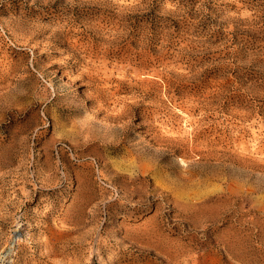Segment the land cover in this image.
Masks as SVG:
<instances>
[{
  "label": "rangeland",
  "instance_id": "obj_1",
  "mask_svg": "<svg viewBox=\"0 0 264 264\" xmlns=\"http://www.w3.org/2000/svg\"><path fill=\"white\" fill-rule=\"evenodd\" d=\"M57 262L264 264V0H0V264Z\"/></svg>",
  "mask_w": 264,
  "mask_h": 264
},
{
  "label": "bare ground",
  "instance_id": "obj_2",
  "mask_svg": "<svg viewBox=\"0 0 264 264\" xmlns=\"http://www.w3.org/2000/svg\"><path fill=\"white\" fill-rule=\"evenodd\" d=\"M85 2V1H84ZM122 6V5H121ZM114 7V6H113ZM118 7V6H117ZM107 8V7H106ZM121 8V7H120ZM119 8V9H120ZM103 10V9H102ZM118 11V10H117ZM124 14V13H123ZM125 15V14H124ZM128 16V15H127ZM104 17V16H103ZM122 17V16H121ZM109 18V17H108ZM98 19H100V18H98ZM107 19V18H106ZM113 20V19H112ZM125 20H126V18H125ZM110 23V22H109ZM127 23V22H126ZM103 24V23H102ZM99 25V24H98ZM128 25V24H127ZM98 27V26H97ZM103 27V26H102ZM119 27V26H118ZM95 28V27H94ZM111 28V27H110ZM109 28V29H110ZM129 28V27H128ZM97 29V28H96ZM116 29H117V27H116ZM77 30V29H76ZM98 30V29H97ZM94 31V30H93ZM69 32V31H68ZM105 32V31H104ZM120 33V32H119ZM127 33V32H126ZM118 34V33H117ZM122 34V33H121ZM110 35H111V33H110ZM97 36H99V34L97 35ZM100 36H102V35H100ZM113 36V35H112ZM116 36V35H115ZM122 36V35H121ZM70 39V38H69ZM108 39V38H107ZM111 39V38H110ZM113 41V40H112ZM117 41H119V40H117ZM64 42V41H63ZM70 42V41H69ZM99 42V41H98ZM105 42V41H104ZM81 43V42H80ZM114 43V42H113ZM112 43V44H113ZM75 44V43H74ZM142 44V43H141ZM111 45V44H110ZM145 46V45H144ZM160 46V45H159ZM107 47V46H106ZM70 48H72V49H74L75 47L73 46V45H71V47ZM104 48V47H103ZM110 48H111V46H110ZM80 49V48H79ZM77 50V49H76ZM83 50H84V48H83ZM106 52V51H105ZM73 55V54H72ZM167 56V55H166ZM180 56H181V54H180ZM179 56V57H180ZM104 58V57H103ZM102 58V59H103ZM175 58V57H174ZM173 59V58H172ZM76 60V59H75ZM100 60V59H99ZM178 60V59H177ZM77 62V61H76ZM108 62V61H107ZM93 64V63H92ZM95 65V64H94ZM101 65V64H100ZM84 66V65H83ZM105 67V66H104ZM101 68V67H100ZM134 68V67H133ZM136 68V67H135ZM91 67H88V69H87V71L86 70H83V72L80 74V75H82V76H84L83 74H86V73H90L91 72ZM169 69V68H168ZM96 70V69H95ZM117 70V69H116ZM119 70V69H118ZM177 70V69H176ZM137 71V70H136ZM178 71V70H177ZM158 72V71H157ZM182 72V71H181ZM79 73V72H78ZM93 73V72H92ZM123 73V72H122ZM91 74V73H90ZM113 74H114V72H113ZM112 74V75H113ZM143 74V73H142ZM155 74H157V73H155ZM165 74H167V73H165ZM176 74V73H175ZM87 75V74H86ZM140 75V74H139ZM144 75V74H143ZM182 75V74H181ZM91 76V75H90ZM134 76H136V75H134ZM104 77H106V76H104ZM128 77V76H127ZM158 77H160V76H158ZM92 78V77H91ZM98 78V77H97ZM108 78V77H107ZM130 78H131V76H130ZM152 78V77H151ZM64 79H65V77H64ZM81 79V78H80ZM111 79V78H110ZM122 79V78H121ZM140 79V78H139ZM146 78H144V80H145ZM79 80V79H78ZM77 80V81H78ZM101 80V79H100ZM138 80V79H137ZM142 80H143V78H142ZM75 81V80H74ZM124 81V80H123ZM152 81V80H151ZM143 82V81H142ZM147 82V81H146ZM53 83V82H52ZM75 83V82H74ZM68 84V83H67ZM130 84V83H129ZM51 85H53V84H51ZM55 85V84H54ZM109 85V84H108ZM116 85V84H115ZM144 85V84H143ZM164 85V84H163ZM105 86V85H104ZM142 86V85H141ZM107 87V86H106ZM154 87V86H153ZM55 88V87H54ZM57 88V87H56ZM156 88V87H155ZM159 88V87H158ZM115 89V88H114ZM143 90V89H142ZM149 90V89H148ZM108 92H110V91H108ZM164 92V91H163ZM113 95H115V92H111ZM101 94V93H100ZM104 94V93H103ZM112 94H111V98H113V101H114V103H115V106L114 107H109L108 108V113H107V115H106V118H105V121H106V127H107V130L111 133V134H114V133H118V134H120L121 135V137H122V139H128V140H130V138H129V133H130V131H129V121H127L126 120V118H124V117H127V115H128V111H129V103H127L126 101H124L123 99H118V96H117V98H115L114 96H112ZM99 95V94H98ZM120 96V95H119ZM122 96V95H121ZM57 97V96H56ZM125 97V96H124ZM130 97V96H129ZM111 98H110V100H111ZM120 98V97H119ZM123 98V97H122ZM128 100V99H127ZM104 99H102L101 100V105H103V104H105L104 103ZM137 101V100H136ZM129 102H130V100H129ZM132 102V101H131ZM122 103V104H121ZM132 103H134V102H132ZM110 104V103H109ZM135 104H136V102H135ZM141 104V103H140ZM165 104V103H164ZM163 104V105H164ZM98 105V104H97ZM113 105V104H112ZM121 105V106H120ZM152 105V104H151ZM153 106V105H152ZM184 106V105H183ZM190 108V107H189ZM135 109V108H134ZM182 109H183V107H182ZM192 109V108H191ZM132 110V109H131ZM194 110V109H193ZM101 111V110H100ZM195 112V111H194ZM178 113V112H177ZM173 114V113H172ZM176 115V114H175ZM152 118H154V117H152ZM172 118V117H171ZM173 120V119H172ZM171 120V121H172ZM187 121V120H186ZM132 122V121H131ZM145 122V121H144ZM168 122V121H167ZM103 123V122H102ZM148 123V122H147ZM157 123V122H156ZM155 123V124H156ZM162 123V122H161ZM160 124V123H159ZM191 124V123H190ZM197 124V123H196ZM195 124V125H196ZM133 125V124H132ZM178 125V124H177ZM156 126V125H155ZM174 126V125H173ZM186 126V125H185ZM186 128V127H185ZM188 128V127H187ZM199 128V127H198ZM146 129H148V128H146ZM159 129V128H158ZM168 129V128H167ZM184 129V128H183ZM164 130V129H163ZM200 130V129H199ZM198 130V131H199ZM133 131V130H132ZM177 131V130H176ZM165 132V131H164ZM167 132V131H166ZM165 132V133H166ZM162 133V132H161ZM164 133V134H165ZM182 133V132H181ZM172 134V133H171ZM178 134H180L179 132H178ZM186 134V133H185ZM144 135V134H143ZM169 135V134H168ZM177 135V134H176ZM175 135V136H176ZM182 135H184V134H182ZM207 135V134H206ZM107 136H109V135H107ZM116 136V135H115ZM185 136H187V135H185ZM200 136V135H199ZM178 137V136H177ZM179 137H180V135H179ZM108 138V137H107ZM107 138H106V140H107ZM110 138V137H109ZM174 138H176V137H174ZM207 138V137H206ZM119 139V138H118ZM150 139H152V138H150ZM155 141H156V144H159L162 140H163V137H162V135L158 132V133H156V134H154V138H153ZM205 139V138H204ZM165 140H167V139H165ZM190 140V139H189ZM191 140H193V139H191ZM112 141H114V140H112ZM116 141V140H115ZM127 141V140H126ZM186 141H187V139H186ZM201 141H203V140H201ZM104 142V141H103ZM167 142H169V141H167ZM193 142H195V141H193ZM147 143H149V142H147ZM178 143V142H177ZM183 143V142H182ZM190 143V142H189ZM207 143V142H206ZM209 143V142H208ZM107 144V143H106ZM153 144V143H152ZM176 144V143H175ZM179 144V143H178ZM180 144H181V142H180ZM200 144H202V142L200 143ZM192 145H194V144H192ZM198 145V144H197ZM141 146V145H140ZM158 146V145H157ZM196 146V145H195ZM154 147V146H153ZM191 147H193V146H191ZM200 147V146H199ZM207 147V146H206ZM210 147H211V145H210ZM155 148V147H154ZM158 148V147H157ZM163 148V147H162ZM180 148H181V146H180ZM187 148H188V146H187ZM186 148V149H187ZM189 148H190V146H189ZM153 149V148H152ZM164 149V148H163ZM166 149V148H165ZM171 149V148H170ZM169 149V150H170ZM196 149H197V147H196ZM199 149V148H198ZM197 149V150H198ZM201 149V148H200ZM199 149V150H200ZM207 149V148H206ZM133 150H135L136 152H139L140 153V155L141 156H148V154H147V152H148V147L147 148H145V147H139V144H134V148H133ZM133 150H131V151H129V153H132L133 152ZM155 151H156V149H154ZM188 150V149H187ZM190 150V149H189ZM202 150H204V148L202 149ZM172 151V150H171ZM194 151V150H193ZM192 151V152H193ZM201 151V150H200ZM210 151V150H209ZM128 154V153H127ZM173 154V153H172ZM184 154V153H183ZM132 155V154H131ZM130 155V156H131ZM182 156V155H181ZM151 157V156H150ZM188 157V156H187ZM191 157H192V155H191ZM200 157V156H199ZM136 158V157H135ZM141 158V157H140ZM194 158V157H193ZM139 159V158H138ZM150 159V158H149ZM185 159H187V158H185ZM137 160V159H136ZM140 161V160H139ZM138 161V162H139ZM144 161V160H143ZM183 161V160H182ZM137 162V163H138ZM145 162V161H144ZM151 162V161H150ZM190 162V161H189ZM123 163V162H122ZM147 164H149L148 162H146ZM155 163V162H154ZM191 163V162H190ZM159 164V163H158ZM164 164V163H163ZM177 164V163H176ZM193 164V163H192ZM120 165V164H119ZM128 165V164H127ZM152 165V164H151ZM157 165V164H156ZM143 166V165H142ZM158 166V165H157ZM157 166H156V168H157ZM181 166V165H180ZM187 166V165H186ZM192 165H190V164H188V167H186L187 169H186V171L187 172H190V171H192V167H191ZM114 167H116V166H114ZM144 167V166H143ZM154 167V166H153ZM167 167V166H166ZM184 167V166H183ZM125 168V167H124ZM127 168H128V166H127ZM150 168V167H149ZM159 168V167H158ZM195 168V167H194ZM193 168V169H194ZM115 169V168H114ZM123 169V168H122ZM148 169V168H147ZM184 169V168H183ZM137 170V169H136ZM141 170V169H140ZM181 170V169H180ZM123 171V170H122ZM148 171V170H147ZM150 171V170H149ZM153 171V170H152ZM157 171V170H156ZM160 171V170H159ZM105 172V171H104ZM136 172V171H135ZM123 173V172H122ZM141 173V172H140ZM149 173V172H148ZM127 174V173H126ZM132 174V173H131ZM107 175V174H106ZM106 175H104L105 177H106ZM111 175V174H110ZM124 175V174H123ZM129 175V174H128ZM183 175V174H182ZM185 175V174H184ZM191 175V174H190ZM154 177H155V175H153ZM187 176V175H186ZM127 177V176H126ZM107 178V177H106ZM134 178V177H133ZM173 178V177H172ZM130 179H131V177H130ZM52 180V179H51ZM124 180V179H123ZM134 180V179H133ZM173 181V180H172ZM127 182V181H126ZM162 182V181H161ZM166 182V181H165ZM121 183V182H120ZM125 183V182H124ZM135 183V182H134ZM143 183V182H142ZM128 184V183H127ZM130 184V183H129ZM128 184V185H129ZM170 184H172V183H170ZM111 185V184H110ZM124 185V184H123ZM157 185V184H156ZM169 186H171V185H169ZM121 187V186H120ZM123 188H124V186H122ZM129 187V186H128ZM132 187V186H131ZM127 187H125V189H126ZM24 189V188H23ZM43 189V188H42ZM131 189H133V188H131ZM157 189V188H156ZM160 189H162V187H160ZM163 189H164V186H163ZM177 189V188H176ZM167 190H169V189H167ZM110 191V190H109ZM134 191H135V189H134ZM138 191H139V189H138ZM158 191V190H157ZM171 191V190H170ZM108 192V191H107ZM125 192V191H124ZM131 192V191H130ZM140 192V191H139ZM167 192V191H166ZM143 193H145V192H143ZM132 194H135L133 191H132ZM142 194V193H141ZM166 194V193H165ZM104 195V194H103ZM122 195H124V194H122ZM121 195V196H122ZM138 196H141L140 195V193H139V195ZM3 199V198H2ZM15 199H16V197H15ZM18 200H19V198H18ZM12 201V200H11ZM17 202V201H16ZM119 202V201H118ZM132 202V201H131ZM10 203V202H9ZM178 202L176 201V205H178L177 204ZM179 203H181V202H179ZM124 204V203H123ZM182 204V203H181ZM183 205V204H182ZM181 205V206H182ZM2 206H3V204H2ZM179 206H180V204H179ZM115 207V206H114ZM186 207V206H185ZM185 207H184V209H185ZM2 208V207H1ZM5 208V207H4ZM110 208H112V207H110ZM181 208H183V207H180V209ZM194 209V208H193ZM135 210V209H134ZM182 210V209H181ZM186 210V209H185ZM188 210V209H187ZM186 210V211H187ZM191 210V209H190ZM8 211V210H7ZM116 211V210H115ZM195 211V210H194ZM131 212V211H130ZM157 212V211H156ZM202 212V211H201ZM200 212V213H201ZM205 212V211H204ZM4 213V212H3ZM6 214V213H5ZM159 214V213H158ZM7 216V215H6ZM10 216V215H9ZM117 216V215H116ZM154 216V215H153ZM153 216H152V219H153ZM134 217V216H133ZM169 217V216H168ZM194 217V216H193ZM202 217V216H201ZM154 220V219H153ZM162 220V219H161ZM183 220V219H182ZM6 221V220H5ZM20 221V220H19ZM151 221V220H150ZM159 222V221H158ZM110 223V222H109ZM148 223V222H147ZM155 223V222H154ZM169 223V222H168ZM49 224V223H48ZM204 224V223H203ZM54 225V224H53ZM163 225V224H162ZM148 226V225H147ZM155 226V225H154ZM48 227V226H47ZM112 227V226H111ZM141 227V226H140ZM64 228V227H63ZM105 228V227H104ZM107 228V227H106ZM105 228V229H106ZM150 228H152V227H150ZM155 228V227H154ZM100 229V228H99ZM141 229H143V228H141ZM2 230V229H1ZM15 230H17L16 228H15ZM155 230V229H154ZM154 230H153V232H154ZM158 230V229H157ZM19 231V230H18ZM130 231V230H129ZM145 231V230H144ZM151 231V230H150ZM17 232V231H16ZM137 232H138V230H137ZM141 232V231H140ZM149 232V231H148ZM156 232V231H155ZM158 232V231H157ZM4 233V232H3ZM107 233V232H106ZM149 233H151V232H149ZM153 234V233H152ZM3 235H5V234H3ZM28 235V234H27ZM154 235V234H153ZM152 235V236H153ZM158 235V234H157ZM152 236H151V238H152ZM21 237V236H20ZM48 237V236H47ZM136 237V236H135ZM140 237V236H139ZM139 237H138V239H139ZM164 237V236H163ZM11 238H12V236H11ZM18 238H19V236H18ZM18 238L15 240V243L16 244H18V243H20V239L18 240ZM130 238V237H129ZM143 238V237H142ZM155 238V237H154ZM132 239V238H131ZM146 239V238H145ZM144 239V240H145ZM153 239V238H152ZM13 240V239H12ZM45 240V239H44ZM111 240V239H110ZM141 240V239H140ZM38 241V240H37ZM117 241V240H116ZM130 241V240H129ZM165 241H166V239H165ZM47 242H48V240H47ZM56 242V241H55ZM152 242V241H151ZM159 242V241H158ZM39 243V242H38ZM49 243V242H48ZM52 243V242H51ZM144 243H146V241L144 242ZM148 243V242H147ZM56 244V243H55ZM54 244V245H55ZM154 244V243H153ZM161 244V243H160ZM34 245V244H33ZM39 245V244H38ZM43 245V244H42ZM105 245V244H104ZM149 245V244H148ZM156 245H159V244H157L156 243ZM163 245V244H162ZM102 246V245H101ZM140 246V245H139ZM153 246V245H152ZM161 246V245H160ZM168 246H170V245H168ZM197 246V245H196ZM52 247V246H51ZM55 247H57V246H55ZM65 247V246H64ZM155 247V246H154ZM189 248H191L192 249V247H189ZM52 249V248H51ZM191 249H189V250H191ZM31 250V249H30ZM59 250V249H58ZM164 250V249H163ZM168 250H170L169 248H168ZM173 250V249H172ZM188 250V249H187ZM41 251V250H40ZM54 251V250H53ZM57 251V250H56ZM2 252L4 253V255L1 257L2 259H4V258H14L16 255H18V252H17V246L15 245V246H13L12 245V242H10V244H5V246L3 247V249H2ZM43 252H45V251H43ZM192 252V251H191ZM190 252V253H191ZM57 253V252H56ZM74 253V252H73ZM156 253V252H155ZM189 253V252H188ZM31 254V253H30ZM40 254H42V253H40ZM49 254V253H48ZM57 254H59V253H57ZM229 254V253H228ZM2 255V254H1ZM80 255V254H79ZM189 255V254H188ZM25 257H27V256H25ZM66 257V256H65ZM64 257V258H65ZM69 257V256H68ZM28 258V257H27ZM50 259V258H49ZM54 259V258H53ZM53 259H51V260H53ZM63 259V258H62ZM70 259V258H69ZM73 259H74V257H73ZM172 259V258H171ZM177 259V258H176ZM14 262H16L17 260L16 259H12ZM19 260H20V257H19ZM26 260V259H25ZM65 261H66V259H64ZM76 260V259H75ZM140 260V259H139ZM173 260V259H172ZM58 261V260H57ZM73 261V260H72ZM78 261H80V260H78ZM55 262V261H54ZM61 262V261H60ZM64 262V261H63ZM62 262V263H63ZM51 263H52V261H51ZM75 263V262H74ZM73 263V264H74ZM77 263V262H76ZM147 263V262H146ZM173 263V262H172ZM4 264V263H3ZM57 264H58V262H57ZM61 264V263H60ZM68 264V263H67ZM70 264H72V263H70ZM108 264V263H107Z\"/></svg>",
  "mask_w": 264,
  "mask_h": 264
}]
</instances>
